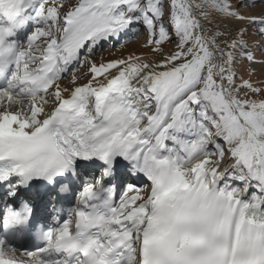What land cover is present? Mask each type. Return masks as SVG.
<instances>
[{
  "label": "snow or ice",
  "instance_id": "snow-or-ice-1",
  "mask_svg": "<svg viewBox=\"0 0 264 264\" xmlns=\"http://www.w3.org/2000/svg\"><path fill=\"white\" fill-rule=\"evenodd\" d=\"M253 7L0 0V184L16 177L8 185L15 196L33 180L51 183L75 158L108 164L77 195L70 218L39 233L43 244L27 260L18 261L11 240L31 210L7 207L0 264H264V81L238 82L236 72L257 55L264 64V28L254 48L248 33L264 19L243 11ZM137 26L159 59L94 60L98 47ZM165 43L174 46L165 51ZM80 68L87 71L78 76ZM115 156L146 181L118 200L102 187ZM225 179L242 187H220Z\"/></svg>",
  "mask_w": 264,
  "mask_h": 264
},
{
  "label": "rangeland",
  "instance_id": "rangeland-1",
  "mask_svg": "<svg viewBox=\"0 0 264 264\" xmlns=\"http://www.w3.org/2000/svg\"><path fill=\"white\" fill-rule=\"evenodd\" d=\"M246 3L256 4V7L244 9L243 11H245L246 14L250 13L251 15L255 16L257 20L264 19V17L261 16L260 0H246ZM245 26H247V22ZM33 27L34 26L29 25L27 28H25L22 39L20 40L21 43L25 41L26 35L31 32ZM137 28H138V32L129 31L126 35H124L120 39V41L113 39L109 43L102 44L100 47H98L95 50L93 57L94 60L99 62L101 59L108 61L117 58H126L129 54L142 55L147 57L148 60L159 59V56H154V54L151 53L148 48L144 47V41L147 38V34L140 26H137ZM262 28H264V25L260 23L252 24L250 27H248L249 38L253 36L257 37V40L253 41V48L255 47V43L259 41V33ZM173 46L174 45L172 44L165 43L164 49L165 51H169ZM256 59L258 63H256L255 65H248L247 63H245L237 66L236 72L238 76V82L240 79H248L249 77L251 79V82L254 84H259L261 81H264V64L259 63L262 57L260 55H257ZM86 71L87 69L80 68L78 69L76 74L79 76L81 73H86ZM71 75H72L71 71L65 74V78L60 82V86L62 89L65 88L66 86L70 87L69 81L71 79ZM86 82H87V77L83 80L78 81V83L80 84ZM99 169L100 167H98V170L94 173H89V174L82 173L80 179L83 182V184L86 185L89 182H94L95 181L94 178L99 175ZM145 184L146 181L144 180V182H142L141 185L144 187Z\"/></svg>",
  "mask_w": 264,
  "mask_h": 264
},
{
  "label": "bare ground",
  "instance_id": "bare-ground-1",
  "mask_svg": "<svg viewBox=\"0 0 264 264\" xmlns=\"http://www.w3.org/2000/svg\"><path fill=\"white\" fill-rule=\"evenodd\" d=\"M22 36H23V34H22V31L21 32H19L18 33V36H17V41L18 42H20V40L22 39ZM123 159L122 157H120V156H115V157H113L112 159L114 160V159ZM92 160L94 161V162H97V163H99V162H103L104 163V167H103V169H105V167L106 166H108V164L105 162V161H101V160H99V159H97V158H92ZM112 160V161H113ZM122 164H120L119 165V163H116V164H113L112 163V167H111V170L113 171V172H117V170H115V169H118L119 168V166H121ZM132 165H129L128 166V168L126 167V168H123L122 170H121V172H120V176L122 177V181L124 180V179H128V180H130V182H128L127 184L128 185H132V184H135V185H137L136 187H141V188H143V186L141 185L142 184V182H144V179H143V181H142V179L140 178V176H138V171H134V170H131V167ZM81 169H84V166H82L81 167ZM133 176V177H131V176ZM229 181V180H228ZM73 182H76V184L77 185H79V182H77L76 180H74ZM127 185V186H128ZM139 185V186H138ZM141 185V186H140ZM133 186V185H132ZM235 188H238V187H235ZM250 194V192L248 193V195Z\"/></svg>",
  "mask_w": 264,
  "mask_h": 264
}]
</instances>
